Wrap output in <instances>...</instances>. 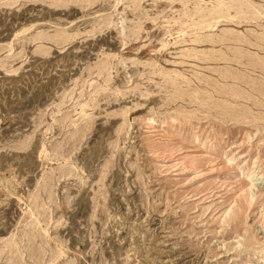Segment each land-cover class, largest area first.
<instances>
[{"label": "rangeland", "instance_id": "rangeland-1", "mask_svg": "<svg viewBox=\"0 0 264 264\" xmlns=\"http://www.w3.org/2000/svg\"><path fill=\"white\" fill-rule=\"evenodd\" d=\"M0 175V264H264V0H0Z\"/></svg>", "mask_w": 264, "mask_h": 264}, {"label": "bare ground", "instance_id": "bare-ground-1", "mask_svg": "<svg viewBox=\"0 0 264 264\" xmlns=\"http://www.w3.org/2000/svg\"><path fill=\"white\" fill-rule=\"evenodd\" d=\"M31 29V28H30ZM27 29H23V31L21 32H25ZM18 34V33H17ZM16 33L14 34L17 35ZM83 168V167H82ZM80 169V168H79ZM84 170V169H83ZM9 173V172H8ZM85 174V172H84ZM1 176V175H0ZM16 176V173L14 172V170L12 169L11 173H10V176L9 179L10 180H13V178ZM1 181V180H0ZM8 181V180H7ZM14 181V180H13ZM6 182V181H5ZM2 183V182H1ZM83 183V182H82ZM3 184H4V181H3ZM8 184V183H7ZM10 185V184H9ZM6 186V185H5ZM15 191L12 189V186H10V188L8 187L7 189H5L3 186H1L0 184V204H2L3 202L7 201L10 197L14 196ZM251 197V196H250ZM78 202V201H77ZM4 206V205H3ZM2 206V207H3ZM115 212V211H114ZM33 213V212H32ZM115 213H113V218H116V216L114 215ZM118 215V213H116ZM111 218V217H110ZM119 218V217H118ZM112 220V219H111ZM116 221V220H115ZM111 223V222H110ZM1 224V223H0ZM113 227V226H112ZM116 230V229H115ZM118 230V229H117ZM120 231V230H119ZM118 234V233H117ZM119 241V240H118ZM71 256V255H70ZM146 258V257H145Z\"/></svg>", "mask_w": 264, "mask_h": 264}]
</instances>
